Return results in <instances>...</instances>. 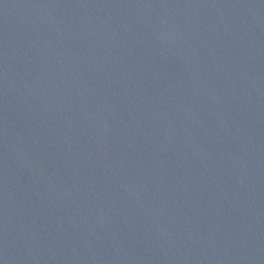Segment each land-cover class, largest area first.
Wrapping results in <instances>:
<instances>
[{"label":"water","instance_id":"1","mask_svg":"<svg viewBox=\"0 0 264 264\" xmlns=\"http://www.w3.org/2000/svg\"><path fill=\"white\" fill-rule=\"evenodd\" d=\"M0 264H264V0H0Z\"/></svg>","mask_w":264,"mask_h":264}]
</instances>
